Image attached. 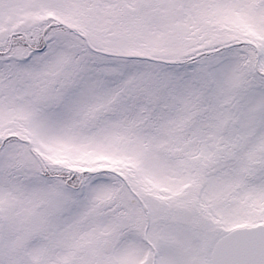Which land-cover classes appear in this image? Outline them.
<instances>
[{"label": "snow or ice", "instance_id": "obj_1", "mask_svg": "<svg viewBox=\"0 0 264 264\" xmlns=\"http://www.w3.org/2000/svg\"><path fill=\"white\" fill-rule=\"evenodd\" d=\"M0 264H264V0H0Z\"/></svg>", "mask_w": 264, "mask_h": 264}]
</instances>
